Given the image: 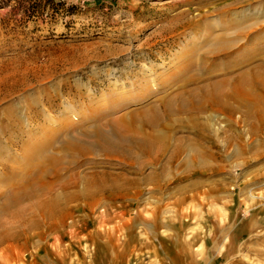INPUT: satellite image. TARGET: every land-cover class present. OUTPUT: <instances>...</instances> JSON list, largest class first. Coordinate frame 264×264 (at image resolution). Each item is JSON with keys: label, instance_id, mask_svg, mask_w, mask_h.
Instances as JSON below:
<instances>
[{"label": "rangeland", "instance_id": "374dc122", "mask_svg": "<svg viewBox=\"0 0 264 264\" xmlns=\"http://www.w3.org/2000/svg\"><path fill=\"white\" fill-rule=\"evenodd\" d=\"M263 12L264 0H0V149L9 158L0 165V204L52 153L60 170L44 179L57 195L74 193L90 173L124 187L61 199L68 215L60 230L41 224L25 247V238L0 244V264H264V132L249 131L245 99L230 120L223 110L213 122L209 108L160 127L166 152L138 153L139 173L95 145L86 156L62 146L87 139L80 128L143 108L138 95L150 101L202 63H223L225 55L203 58L213 30L238 35L233 58L261 52ZM12 114L27 123L14 125ZM177 143L183 150L172 156ZM0 224L15 225L4 213Z\"/></svg>", "mask_w": 264, "mask_h": 264}, {"label": "bare ground", "instance_id": "6f19581e", "mask_svg": "<svg viewBox=\"0 0 264 264\" xmlns=\"http://www.w3.org/2000/svg\"><path fill=\"white\" fill-rule=\"evenodd\" d=\"M184 16V14H180L176 19H182ZM185 20H187V24L193 22L192 18ZM248 29L242 30L246 34L248 33L247 36L251 32ZM207 37L212 39L207 42L208 49H205L203 58L212 60L219 55H225L223 63H213L210 67L206 66L207 63H202L195 68V73L183 83L180 80L174 91L171 90L160 96L152 95L156 98L150 101L138 95L133 101L143 103V108L135 111L131 107L121 113L116 121L108 120L105 122L106 124L95 125L91 130L80 128L82 135L87 139H92L77 138L71 142L62 143L63 148L70 150L74 156L77 154L86 156V153L92 151V146L95 145L103 152L105 158H115L130 166L135 164L137 166L135 171L139 173L143 165L140 161L133 162L138 153L157 158L166 152V135L159 129L160 127H171L174 118L182 114L195 117L209 108L217 110L210 113L213 122L216 121V116H220L217 113L223 112V110L228 112L226 115L230 120L231 114L229 113L238 108L240 99L246 100V113L250 120L249 131L251 133L260 130L264 132V47L259 53L248 52L247 55H238V58H233L232 51L238 46L240 40L238 35H231L228 31L216 32L213 30V33H209ZM260 37L261 35L258 33L253 35L250 40L258 41ZM152 73L150 70L149 74ZM133 101L129 102L134 104ZM138 108L139 106L135 109ZM9 111L13 113L14 109L10 107ZM13 116L14 114H12ZM19 119H23V122L27 123L24 118H20L18 115L14 116L13 121L11 119L9 121L16 125L17 121H20ZM109 124L110 131L102 128ZM119 124L125 125L122 131L118 127ZM193 124L202 125L199 122ZM5 134L7 131L0 130V137ZM202 134L198 133L200 138H202ZM53 137L55 136L49 137L50 141ZM11 147H13L12 144H9L7 150H11ZM182 150V144L177 143L171 154L176 156ZM8 159L0 149V165L3 168L7 167L5 164ZM44 161V163H36L29 168L26 176L5 193L0 204V213L11 216L15 225L10 228L2 227L0 224V244L5 242L11 244L25 238L26 241L20 244V247H25L28 241V231L31 228L40 227L41 224H45L48 230L59 231L68 215V212L65 211L66 204H63L61 199L64 201L88 200L104 192L120 193L121 190H124L123 186H117L114 182L106 185L101 178L97 177L96 173H90L82 177L80 182L83 185L75 189L74 193L65 191L62 196L57 195L52 186L48 187L50 184L44 178L51 173L58 176L60 157L52 153L49 156L46 155ZM102 176L100 175V177ZM98 180L99 182H97ZM96 182L97 186H93ZM128 182H135V180L130 179ZM46 184L47 187L44 189ZM73 186H77V183H74ZM62 187L68 188L64 184ZM36 215L40 220L36 219Z\"/></svg>", "mask_w": 264, "mask_h": 264}]
</instances>
